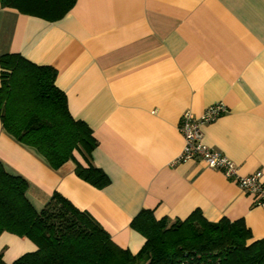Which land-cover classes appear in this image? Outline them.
I'll list each match as a JSON object with an SVG mask.
<instances>
[{"label":"crops","instance_id":"1","mask_svg":"<svg viewBox=\"0 0 264 264\" xmlns=\"http://www.w3.org/2000/svg\"><path fill=\"white\" fill-rule=\"evenodd\" d=\"M4 53L57 70L68 111L97 140L90 163L110 179L92 185L74 160L50 167L0 121V161L27 180L37 209L58 192L132 253L145 241L130 225L141 209L171 220L195 209L209 221L243 219L251 241L264 238V207L233 178L197 159L172 164L184 145L182 113L222 103L226 111L202 125L203 142L240 174L264 178V0H76L55 21L0 3ZM36 248L0 234L6 264Z\"/></svg>","mask_w":264,"mask_h":264},{"label":"trees","instance_id":"2","mask_svg":"<svg viewBox=\"0 0 264 264\" xmlns=\"http://www.w3.org/2000/svg\"><path fill=\"white\" fill-rule=\"evenodd\" d=\"M76 0H0L3 7L49 21L62 18ZM57 70L37 64L20 53L0 55V121L19 143L35 150L48 165L68 160L76 174L102 188L107 174L90 163L97 146L90 126L72 117L66 95L55 83ZM78 151L87 161L83 166ZM28 182L0 161V234L28 237L37 248L11 264H264V238L251 241L243 219L209 221L199 209L184 219L156 218L141 209L130 225L144 244L136 253L115 244L110 234L86 211L54 192L37 209L26 191ZM0 264L2 261L0 254Z\"/></svg>","mask_w":264,"mask_h":264},{"label":"built area","instance_id":"3","mask_svg":"<svg viewBox=\"0 0 264 264\" xmlns=\"http://www.w3.org/2000/svg\"><path fill=\"white\" fill-rule=\"evenodd\" d=\"M225 111L224 104L216 103L208 106L198 116L189 111L183 112L179 121V129L183 135L184 145L172 164L197 159L210 168L222 171L226 177L233 178L246 193L253 197L256 205L264 207V178H262V172L255 170L251 173L240 174L232 160L203 142L202 125L213 121ZM180 264H186V262L183 261Z\"/></svg>","mask_w":264,"mask_h":264}]
</instances>
